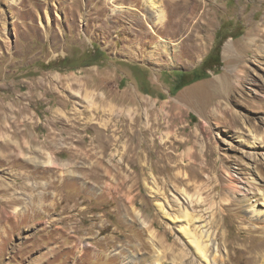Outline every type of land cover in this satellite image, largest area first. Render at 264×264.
<instances>
[{"label": "rangeland", "instance_id": "obj_1", "mask_svg": "<svg viewBox=\"0 0 264 264\" xmlns=\"http://www.w3.org/2000/svg\"><path fill=\"white\" fill-rule=\"evenodd\" d=\"M154 1L0 0V264H178L184 189L217 264L264 252V0Z\"/></svg>", "mask_w": 264, "mask_h": 264}, {"label": "bare ground", "instance_id": "obj_2", "mask_svg": "<svg viewBox=\"0 0 264 264\" xmlns=\"http://www.w3.org/2000/svg\"><path fill=\"white\" fill-rule=\"evenodd\" d=\"M18 2V0H15V2ZM147 3V6L149 8V10L151 11H154L155 12V15L156 17L158 18L159 21H162L164 19V13H162L159 9H158V5L155 3L156 1L154 0H143ZM166 3H169L171 6H175L177 9H179L180 11L183 12V18L181 19L180 21V30H186L189 28V21L186 19V18H193V13L195 11V4L196 5H199L198 4V0H195V4L193 6L190 7V1L189 0H165ZM210 1L211 0H205V1H200V31H203V30H206L205 27H206V23H208V21L206 22H202L201 19H206L208 16H211V12H210ZM180 2H183V3H180ZM212 9V8H211ZM214 13V12H213ZM188 14V15H187ZM208 15V16H207ZM199 21V20H198ZM197 23V22H196ZM198 24V23H197ZM209 24V23H208ZM188 37H191V34H189ZM201 38H203L201 35L200 37L199 36H195V39L198 41L197 42V45H191L188 50L189 51H197L200 47V40ZM159 44V42L156 43V45ZM192 54V53H191ZM223 84V83H222ZM112 108V107H111ZM96 109V108H95ZM79 110V109H78ZM77 114V113H76ZM133 119V118H132ZM118 123V122H117ZM116 124V123H115ZM135 125V123L133 122H129L128 124V130L131 132V134L133 135V133L135 132V130H133V126ZM147 128V127H146ZM142 129V128H141ZM150 129V128H149ZM148 130V129H147ZM144 131V130H142ZM105 136H108L105 135ZM137 136V135H136ZM254 137V136H252ZM53 140V139H52ZM119 139H116L113 135H111L109 138L107 137V143L109 142H112L117 144V141ZM148 140V139H147ZM257 141L256 139L253 141H251V144L253 145H260V140L257 141V143L255 142ZM103 142V141H102ZM114 145V144H112ZM20 146V144H19ZM109 146V145H107ZM22 147V146H21ZM96 147V146H95ZM100 147V146H99ZM98 147V148H99ZM106 147V146H105ZM112 149V148H111ZM128 149V148H127ZM129 150V149H128ZM134 150V149H133ZM132 150V151H133ZM102 151V150H100ZM112 152V151H111ZM128 152V151H127ZM94 153V152H93ZM92 153V154H93ZM125 153V152H124ZM102 154V153H101ZM87 155V154H86ZM96 155V153H95ZM109 155V154H107ZM94 156V154H93ZM106 156V155H105ZM112 156V155H111ZM90 157V155H89ZM98 157V156H97ZM115 157V156H114ZM52 158V157H51ZM49 158L46 162H38L36 160H33V163L35 165H43V166H46V165H50V166H54L56 163L53 159ZM87 158H88V155H87ZM93 158V157H92ZM110 158V157H108ZM105 159V158H104ZM98 160V159H97ZM113 161V159H112ZM94 163V162H93ZM91 163V164H93ZM104 163V162H103ZM106 163V162H105ZM90 164V165H91ZM120 164V162H119ZM102 165V164H101ZM101 165L99 167H101ZM104 165V164H103ZM102 165V167H103ZM49 166V167H50ZM87 166V165H86ZM95 166V165H94ZM98 166V164H97ZM113 166V164H112ZM63 167V165H62ZM78 167V166H77ZM83 167V166H82ZM89 167V165H88ZM87 167V168H88ZM106 167V166H105ZM123 167V166H122ZM36 168V167H35ZM66 168V167H65ZM64 168V169H65ZM86 168V167H85ZM117 168H118V165H117ZM51 169V168H50ZM93 169V168H92ZM98 169V168H96ZM102 169V168H101ZM111 169L108 168V170ZM114 169V168H113ZM129 169V168H128ZM76 170V169H75ZM103 170V169H102ZM49 171V170H48ZM52 171V170H51ZM74 171V170H73ZM86 171V170H85ZM89 171V170H88ZM93 171V170H92ZM106 171V169L104 170ZM97 171H95L96 173ZM115 172V171H114ZM49 173V172H48ZM68 174H70L71 172L68 171L66 172ZM73 173V172H72ZM111 173V172H110ZM109 173V174H110ZM84 174V173H83ZM89 174V173H87ZM93 174V173H92ZM99 174V172H98ZM105 174V173H104ZM144 174V173H143ZM85 175V174H84ZM113 175V173H112ZM116 175V174H115ZM68 176V175H67ZM70 176V175H69ZM82 176V175H81ZM98 176V175H97ZM108 176V174H107ZM114 176V175H113ZM64 177V176H63ZM62 177V178H63ZM80 177V176H79ZM100 177V176H99ZM124 177V176H123ZM68 178V177H67ZM72 178V177H71ZM90 178V177H89ZM116 178V177H115ZM125 178V177H124ZM76 179V178H75ZM130 179V178H129ZM136 179V178H135ZM59 180V179H58ZM121 181V180H119ZM58 182V181H57ZM65 182V181H64ZM63 182V183H64ZM122 182V181H121ZM134 182V181H133ZM65 184V183H64ZM117 184V182H116ZM118 185V184H117ZM122 185V184H121ZM59 186V185H58ZM123 186V185H122ZM121 186V187H122ZM221 186V185H220ZM108 188V187H107ZM115 188V186H114ZM119 185H118V189H119ZM65 189V188H64ZM116 189V188H115ZM190 189V188H189ZM57 190V189H56ZM62 190V189H61ZM214 190V189H213ZM102 192V191H101ZM182 192L184 193V197L191 202L192 206L193 207H200V206H204V205H209L208 206V209L210 210V215L212 214V218H210L209 220L207 219H204V215L203 214H198V213H195L193 210H190L188 206H184L182 208V210L180 211V217H182V223L179 225V233L183 236V239L185 241V245H187L188 247L186 249H180V251L178 252H175L171 249V247H173L172 245H169V249H170V254L169 256L171 257L172 261H175V260H179V263L178 264H194V263H197V264H200L199 262H205L206 264H217V261H218V257H217V254H218V250L217 249H213V242H212V233L209 232V230H206L204 228H206L207 226L209 227H214V225L217 223V214L213 212V204L212 202H206V200L203 198V196L199 193V191L196 193V196H194L193 194L191 195L190 193H188L187 189H184L182 190ZM58 193V192H57ZM57 193L56 195L54 196V194L52 195V197L54 199H56V196H57ZM80 194V193H79ZM59 195V194H58ZM99 195V194H98ZM264 195V194H263ZM96 196V195H95ZM103 196V195H102ZM112 196V195H111ZM62 197V196H61ZM79 197V196H78ZM72 199V198H71ZM116 199V198H115ZM119 199V198H118ZM133 199V198H132ZM65 201V200H63ZM69 201V200H68ZM261 201V200H260ZM59 203V202H58ZM63 203V202H62ZM70 203V202H69ZM132 203V202H131ZM233 201H229V202H226L223 204V209H226V207L229 205L231 206L230 204H232ZM73 205V204H72ZM125 205V204H124ZM158 207L160 210L163 209V206L162 204H158ZM73 208V207H72ZM80 209V208H79ZM83 209V208H82ZM72 210V209H71ZM74 210V209H73ZM255 211H252V212H255L257 213L256 215L259 214L260 211H262L261 209H254ZM65 211V210H64ZM196 211V210H195ZM221 211V210H220ZM257 211V212H256ZM199 212V211H198ZM213 212V213H211ZM82 213V212H81ZM80 214V213H79ZM231 214V213H230ZM229 214H227L228 216ZM222 216V215H221ZM220 217V216H219ZM223 220V219H222ZM104 221V220H103ZM77 222V221H76ZM152 223V222H151ZM105 224V222H104ZM103 224V225H104ZM218 224V223H217ZM222 224V223H221ZM101 225V226H103ZM153 225V223L151 224ZM149 229V227H148ZM250 229V228H249ZM248 229V230H249ZM254 229V228H253ZM252 229V230H253ZM259 229L261 230V232L264 234V225H262L261 227H259ZM258 229V230H259ZM102 230V229H101ZM251 230V231H252ZM82 231V230H81ZM246 231V230H245ZM150 237L151 238H155L156 237V234L154 233V231L151 229L150 231ZM260 232V233H261ZM222 235V234H221ZM226 235V234H225ZM254 235V234H253ZM257 235V234H256ZM259 235V234H258ZM257 235V236H258ZM261 236V235H260ZM162 237V236H161ZM160 240V245L161 247L163 246H166L165 242H166V238L163 237ZM254 240V238H253ZM250 243V242H249ZM251 244V243H250ZM238 245V244H237ZM243 247V246H242ZM240 248V247H239ZM250 248V246H249ZM246 249V248H245ZM259 250V249H258ZM250 251V250H248ZM156 253H157V257H156V260L154 261H150L149 264H167L166 261L164 260L163 256H162V251L161 250H156ZM252 253V252H251ZM257 254V253H256ZM165 255V253H164ZM254 256V255H253ZM249 258V257H248ZM252 258V257H251ZM154 259V258H153ZM222 259V258H221ZM164 261V262H163ZM222 261V260H221ZM224 261V260H223ZM176 263V262H175ZM227 264V263H226ZM253 264H264V252H261V253H258L255 258H254V261H253Z\"/></svg>", "mask_w": 264, "mask_h": 264}, {"label": "trees", "instance_id": "obj_3", "mask_svg": "<svg viewBox=\"0 0 264 264\" xmlns=\"http://www.w3.org/2000/svg\"><path fill=\"white\" fill-rule=\"evenodd\" d=\"M213 65H214V66L217 65V63H214Z\"/></svg>", "mask_w": 264, "mask_h": 264}]
</instances>
